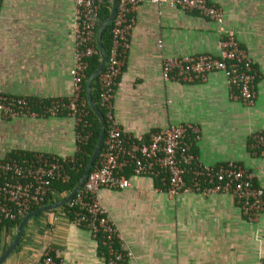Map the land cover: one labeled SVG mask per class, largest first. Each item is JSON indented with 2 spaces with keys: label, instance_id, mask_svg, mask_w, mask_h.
Instances as JSON below:
<instances>
[{
  "label": "crops",
  "instance_id": "crops-1",
  "mask_svg": "<svg viewBox=\"0 0 264 264\" xmlns=\"http://www.w3.org/2000/svg\"><path fill=\"white\" fill-rule=\"evenodd\" d=\"M208 1L221 7L225 27L251 57L257 72L254 103L230 99L219 71L203 82L164 80L166 56L217 54V26L194 11L142 0L114 88V118L138 139L170 124L192 122L199 129L192 147L197 159L236 162L264 189V156L248 146L250 134L264 130V0ZM73 18V0H0V93L45 100L71 94ZM74 133L68 115H0V156L10 151L69 156ZM127 178V187H103L97 195L122 245L132 252L128 264H264V211L249 221L227 193L170 196L150 176ZM15 228H1L0 253ZM46 247L59 264H104L96 240L60 207L30 219L0 264H36Z\"/></svg>",
  "mask_w": 264,
  "mask_h": 264
},
{
  "label": "built area",
  "instance_id": "built-area-1",
  "mask_svg": "<svg viewBox=\"0 0 264 264\" xmlns=\"http://www.w3.org/2000/svg\"><path fill=\"white\" fill-rule=\"evenodd\" d=\"M104 0H73V54L69 69L71 94L66 97L40 99L0 93V115L5 118H39L71 116L75 128V148L71 155L48 152H16L0 156V224L20 220L27 212L40 206L52 191V182H67L66 170L75 160L74 153L89 138L90 122L86 101L82 98V82L87 59L98 53L95 43L96 20ZM110 1V0H109ZM142 0H117L111 20L110 43L103 68L96 75L97 97L107 118L102 145L81 187L65 203L63 212L70 222L86 228L100 238L104 264H128L132 252L121 243V237L101 204L100 188H124L129 185L127 173L147 175L157 180L170 195L181 192L229 194L240 213L249 221L264 211V189L255 185L252 173L244 166L227 161L202 163L192 147L199 139V129L192 122L170 124L151 131L145 139L124 132L113 114V95L129 48V36L135 22L134 10ZM155 5L167 4L183 11H194L216 23L219 39L217 54L208 52L166 56L161 64L164 80L203 82L212 71L225 79L228 97L245 105L255 101L257 72L248 52L240 46L232 29L225 27L220 6L208 0H150ZM249 149L264 156V130L253 131ZM36 264H59L46 247ZM263 264V263H262Z\"/></svg>",
  "mask_w": 264,
  "mask_h": 264
},
{
  "label": "trees",
  "instance_id": "trees-1",
  "mask_svg": "<svg viewBox=\"0 0 264 264\" xmlns=\"http://www.w3.org/2000/svg\"><path fill=\"white\" fill-rule=\"evenodd\" d=\"M109 8H110V1L104 0L103 4L99 10L98 17L96 20V29H97L98 25L108 15ZM110 27H111V23L106 25V27L103 28V30L101 32V43H102V47L106 53L108 51V46L110 43ZM96 29H95V31H96ZM98 58H99V55H98V53H96L87 59L88 65H87L86 72H85V78L82 82V93H81V96H82V98H84L85 101H86V98H85V80H86L87 76L89 75V73L97 66ZM97 88H98L97 78L95 77L93 79V81L91 82V96H92V99L94 100V102L96 103V106L98 107V109L102 113L104 120H105V126H106L107 118H106L104 109L99 105L98 97H97ZM86 107L88 110L87 118L90 122L91 134H90L89 138L87 139L86 143L81 145V151L74 153L75 160L73 162H71L68 166H66V170L69 174L68 181L67 182L53 181L52 186H51L53 192H50L47 195V197L44 199V201L41 203V205L46 204V203H50V202L58 201L62 197H64V195L67 194L73 188V186L76 184V182H77L78 178L80 177V175L83 171V168H84V166H85V164L89 158V155L93 149V146H94L95 141H96L97 136H98L99 121H98L97 117L93 114V112L89 109L87 102H86ZM60 115H65V112L60 114ZM15 153L16 152H14V151H10L7 153V155H14ZM92 168H93V166H92ZM127 175H129V172L127 173ZM156 182H157V187L163 188L157 180H156ZM162 190H164V189H162ZM54 193L58 194V196H54L53 195ZM36 207H34V208H36ZM60 208L61 209L66 208V205L64 204ZM41 213L42 212L35 214L32 218L40 215ZM18 221L19 220H14V221H8V222L2 223V224H0V230H1V228L15 227L17 225ZM22 234H23V230H22ZM95 240L97 242V248H98L100 254L102 255L104 248L101 245L100 238L98 237Z\"/></svg>",
  "mask_w": 264,
  "mask_h": 264
},
{
  "label": "water",
  "instance_id": "water-1",
  "mask_svg": "<svg viewBox=\"0 0 264 264\" xmlns=\"http://www.w3.org/2000/svg\"><path fill=\"white\" fill-rule=\"evenodd\" d=\"M116 6H117V0H110L109 13L106 16V18L98 25V27H97V29L95 31V43H96V48H97L98 55H99L98 64L89 73V75L87 76V78L85 80V98H86L87 105H88L89 109L93 112V114L97 117V119L99 121L98 136H97V139H96L95 144L93 146V149H92V151H91V153L89 155V158H88V160H87V162H86V164H85V166L83 168V171H82L80 177L78 178L76 184L73 186V188L67 194L64 195V197H62L58 201L50 202V203H46V204L37 206L36 208H34V209L30 210L29 212H27L18 221L12 240L10 241L8 246L0 253V263L10 254V252L17 245L25 224L35 214H37L39 212H45L47 210H51V209H54V208L61 207L62 205L67 203L72 198V196L75 194V192L81 187V185H82L83 181L85 180L88 172L90 171L91 167L94 164V161H95V159L97 157V154H98L99 149H100V147L102 145V142H103V137H104V132H105V120H104V117H103L102 113L100 112V110L96 106V103L92 99V96H91V82L96 77L98 72L103 68L105 60H106V52L104 51V49L102 47V43H101V32H102L103 28H105L106 25H108L111 22V20H112V18L114 16L115 10H116Z\"/></svg>",
  "mask_w": 264,
  "mask_h": 264
},
{
  "label": "rangeland",
  "instance_id": "rangeland-1",
  "mask_svg": "<svg viewBox=\"0 0 264 264\" xmlns=\"http://www.w3.org/2000/svg\"><path fill=\"white\" fill-rule=\"evenodd\" d=\"M69 116V115H68Z\"/></svg>",
  "mask_w": 264,
  "mask_h": 264
}]
</instances>
